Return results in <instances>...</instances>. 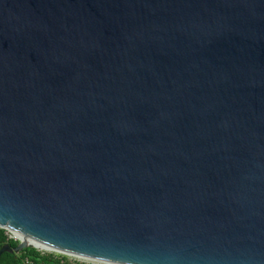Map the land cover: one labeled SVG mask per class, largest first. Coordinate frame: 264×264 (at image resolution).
I'll return each instance as SVG.
<instances>
[{
	"label": "water",
	"instance_id": "obj_1",
	"mask_svg": "<svg viewBox=\"0 0 264 264\" xmlns=\"http://www.w3.org/2000/svg\"><path fill=\"white\" fill-rule=\"evenodd\" d=\"M0 228L264 264V0H0Z\"/></svg>",
	"mask_w": 264,
	"mask_h": 264
},
{
	"label": "trees",
	"instance_id": "obj_2",
	"mask_svg": "<svg viewBox=\"0 0 264 264\" xmlns=\"http://www.w3.org/2000/svg\"><path fill=\"white\" fill-rule=\"evenodd\" d=\"M7 244L15 248L18 242L9 238L7 231L0 228V250ZM0 264H70L67 257L44 255L35 248H28L21 253H4Z\"/></svg>",
	"mask_w": 264,
	"mask_h": 264
},
{
	"label": "rangeland",
	"instance_id": "obj_3",
	"mask_svg": "<svg viewBox=\"0 0 264 264\" xmlns=\"http://www.w3.org/2000/svg\"><path fill=\"white\" fill-rule=\"evenodd\" d=\"M7 234H8V236H9L10 239H12V240L20 243V241L18 240V238H16L10 232H7ZM40 252H42V254H44V255H51V254H53L55 256L67 257L70 264H98V263H93V262H90V261L82 260V259H79V258H76V257L66 256V255L59 254V253H56V252H52V251H49V250H42Z\"/></svg>",
	"mask_w": 264,
	"mask_h": 264
},
{
	"label": "bare ground",
	"instance_id": "obj_4",
	"mask_svg": "<svg viewBox=\"0 0 264 264\" xmlns=\"http://www.w3.org/2000/svg\"><path fill=\"white\" fill-rule=\"evenodd\" d=\"M11 234L14 235L16 238H18L19 241H25V242H27V243L33 245V246H36V247H37L39 250H41V251H42V250H49V251H52V252H56V251L52 250V249L49 248V247H46V246H43V245L37 244V243H35V242H32V241H30V240H27V239H25V238H23V237L17 235L16 233H12V232H11ZM76 258H78V257H76ZM79 259L86 260V261H90V260L83 259V258H79ZM90 262H93V261H90ZM93 263H98V262H93ZM98 264H99V263H98Z\"/></svg>",
	"mask_w": 264,
	"mask_h": 264
}]
</instances>
